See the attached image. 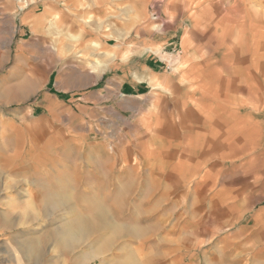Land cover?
Wrapping results in <instances>:
<instances>
[{"label":"crops","instance_id":"obj_1","mask_svg":"<svg viewBox=\"0 0 264 264\" xmlns=\"http://www.w3.org/2000/svg\"><path fill=\"white\" fill-rule=\"evenodd\" d=\"M5 20L11 81L33 98L50 72L35 107L77 134L76 208L126 214V260L264 264V0H0V35Z\"/></svg>","mask_w":264,"mask_h":264},{"label":"rangeland","instance_id":"obj_2","mask_svg":"<svg viewBox=\"0 0 264 264\" xmlns=\"http://www.w3.org/2000/svg\"><path fill=\"white\" fill-rule=\"evenodd\" d=\"M6 5L8 4L5 3L4 6ZM38 5L40 4H34ZM20 7L25 9L28 3L21 2ZM139 10V5L132 4L126 12L132 18ZM8 22L5 20L8 31L0 35L4 44L2 51L0 50V57L3 56L0 61V203L8 201V197L17 198V201L0 208V264H77L81 258L94 251L104 254L105 257L86 264H134L133 261L125 259L130 256L129 246L125 242L128 230H124L117 222L118 220L123 224L125 220L123 218L126 214L119 210L122 208H91L87 204L86 195L83 199L84 208H76L75 191L79 181L75 144L77 134L75 130L49 129V121L56 122L62 128L63 116L50 115V120H45L44 108L35 107L45 95L44 75L49 76L50 72L45 73L43 70L41 75H37L39 83L35 85L36 96L33 98L29 97L30 89L23 86L24 77L18 83L11 81L17 46L10 45L17 39H14L11 30L13 22ZM160 23L159 21L156 30ZM169 65L168 70L172 69ZM88 141H92L91 134ZM40 142L51 145L50 155L54 157L49 163L42 161V158L37 159L38 154L43 153L39 152ZM31 145L35 146L33 150L36 153V162H29L27 157V150H31ZM92 150L91 146L85 147L84 156H88V162L84 163L85 170L98 167L97 163L93 164L91 161ZM43 170L51 171L50 179H43L40 174L31 179L32 173ZM46 182L52 184V189L46 190ZM56 190L62 193L63 203L55 204L50 199L55 197L53 191ZM28 196L33 203L30 205L33 206L28 207ZM99 210L105 212L109 223L96 228L81 244L74 245L71 240L69 244L72 246L67 247L61 237L64 229L76 223V220L96 221ZM113 223L114 227L117 225L115 228L111 227ZM109 239L113 243L110 251V245L107 244ZM99 241L102 243L98 244ZM140 255L141 258L147 256L145 253ZM148 256L150 257L149 254ZM135 262L159 263L152 259Z\"/></svg>","mask_w":264,"mask_h":264},{"label":"bare ground","instance_id":"obj_3","mask_svg":"<svg viewBox=\"0 0 264 264\" xmlns=\"http://www.w3.org/2000/svg\"><path fill=\"white\" fill-rule=\"evenodd\" d=\"M64 202H67V201H64ZM61 203H63V202H61ZM106 212H108V211H106ZM97 215H98L97 216L98 218L96 221L93 220L91 222H88V221H84V220H82V221L76 220V223L74 222V224H72V225H68L67 227L65 226L66 228L61 233L62 234L61 237H62V241L65 244H67L66 245L67 247H69V245L72 246L71 244H69V243H71V242H69L71 240L74 241V243H73L74 245L81 244L89 234H91L95 231L96 228L98 229L102 225H106L109 223L108 219H106V216H105L106 214L104 211L99 210V213ZM107 215H109V214L107 213ZM114 225L115 224L113 223V226L111 225V227H114ZM101 255L102 254L100 252L94 251L91 254L81 258L80 259L81 261L78 262L77 264H84V263L86 264V262L97 260L98 258L101 257Z\"/></svg>","mask_w":264,"mask_h":264},{"label":"built area","instance_id":"obj_4","mask_svg":"<svg viewBox=\"0 0 264 264\" xmlns=\"http://www.w3.org/2000/svg\"><path fill=\"white\" fill-rule=\"evenodd\" d=\"M153 19L155 20V21H158V16L157 15H154L153 16ZM179 53V51H177L176 52V54H178ZM169 65V64H168ZM170 66V65H169ZM170 68H171V66H170ZM169 70H171V69H169Z\"/></svg>","mask_w":264,"mask_h":264}]
</instances>
